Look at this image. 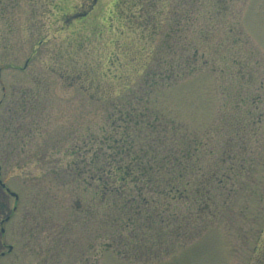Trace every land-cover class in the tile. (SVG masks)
<instances>
[{
	"label": "rangeland",
	"instance_id": "obj_1",
	"mask_svg": "<svg viewBox=\"0 0 264 264\" xmlns=\"http://www.w3.org/2000/svg\"><path fill=\"white\" fill-rule=\"evenodd\" d=\"M79 2L0 0V264H255L264 0Z\"/></svg>",
	"mask_w": 264,
	"mask_h": 264
},
{
	"label": "trees",
	"instance_id": "obj_2",
	"mask_svg": "<svg viewBox=\"0 0 264 264\" xmlns=\"http://www.w3.org/2000/svg\"><path fill=\"white\" fill-rule=\"evenodd\" d=\"M125 141H129V140H123L122 139V142H125ZM131 143L132 142H128V145L129 146H131ZM132 160V159H131ZM121 169H119V171H115L114 172V176H116V178L118 177V178H120V180H118L119 182H123V184L124 185H127V183H126V181H128V180H132L133 178H137V179H139V180H141V175L144 173V171L142 172L141 171V167H138V169H131V168H126V167H124V166H121L120 167ZM183 169V172H184V168H182L181 167V170ZM142 172V173H141ZM189 172H192L193 174L194 173H196V171H195V169H193V167H190L189 168V171L187 172V173H189ZM118 173V174H117ZM198 175H197V182H199L200 184L198 185L199 186V191H195L196 193H198L194 198V202H193V205L194 206H196L197 204L199 205V204H202V202H208L209 201V199H211V197H210V188H209V186H210V184L214 181V180H217V175H218V173H214V174H209L208 176H204L203 178H200V174L199 173H197ZM206 178V180H207V182H205L204 181V179ZM137 182V181H136ZM171 182V181H170ZM166 186H167V188H164V190L162 191L163 193H162V195L164 194V193H166V194H164L165 196H170V195H172V194H175V193H179L178 195L181 197V198H183V197H185V192H187V188H189L190 187V185H188V184H183V183H180V185H178V187H177V185H175V186H172V184H166ZM123 187H125V186H123ZM135 188V187H134ZM137 189V193H138V195L137 196H133V197H131V195L130 196H127V195H125V191H123V190H127V189H123V190H120V189H118V190H116L115 192H113V193H111L110 195H109V197H115V198H120L121 196H123L122 197V201H124L125 203H129L130 202V204H131V207H135V204H136V199H132V198H141V193H142V190L138 187V188H136ZM122 191H123V194H122ZM194 192V193H195ZM172 193V194H171ZM98 195V194H97ZM126 197H129L128 199L130 200V201H128V200H126ZM131 197V198H130ZM113 202V201H112ZM128 205V204H127ZM200 206H202V205H200ZM136 210V209H135ZM203 210H206L205 208L203 209ZM203 212V211H202ZM94 212L92 211V214H93ZM203 213H206L205 211L203 212ZM113 221H111V223H112ZM255 264H264V257L263 258H261L260 256H258L257 257V260H256V263Z\"/></svg>",
	"mask_w": 264,
	"mask_h": 264
},
{
	"label": "flooded vegetation",
	"instance_id": "obj_3",
	"mask_svg": "<svg viewBox=\"0 0 264 264\" xmlns=\"http://www.w3.org/2000/svg\"><path fill=\"white\" fill-rule=\"evenodd\" d=\"M103 0H80L77 4H71L67 10L70 11L69 15H65L64 23L68 25L69 23L73 22H81L90 17V15L100 9L101 6L104 4L102 3ZM119 5L120 0H116ZM116 3H114L115 6ZM113 5V4H111ZM110 6V7H114ZM5 87H3V90ZM3 248V245H2ZM3 254V253H1Z\"/></svg>",
	"mask_w": 264,
	"mask_h": 264
},
{
	"label": "water",
	"instance_id": "obj_4",
	"mask_svg": "<svg viewBox=\"0 0 264 264\" xmlns=\"http://www.w3.org/2000/svg\"><path fill=\"white\" fill-rule=\"evenodd\" d=\"M1 169V168H0ZM4 186V185H3ZM13 196H15L17 198V195L15 193H11ZM8 220V218L6 219ZM2 232H4V229L2 230ZM10 250H12V248L10 247Z\"/></svg>",
	"mask_w": 264,
	"mask_h": 264
}]
</instances>
